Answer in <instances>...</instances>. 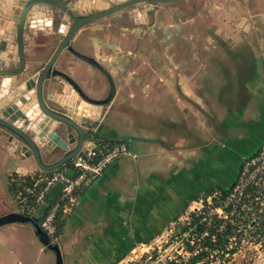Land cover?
I'll return each instance as SVG.
<instances>
[{"label": "crops", "instance_id": "1", "mask_svg": "<svg viewBox=\"0 0 264 264\" xmlns=\"http://www.w3.org/2000/svg\"><path fill=\"white\" fill-rule=\"evenodd\" d=\"M149 19V25H135L117 18L76 35L79 49L103 64L117 84L92 139L124 141L132 157L111 165L61 220L64 264H120L148 245L191 202L229 176V183L235 179L237 167L216 179L214 165L224 164L233 136L262 121L264 0H182L161 6ZM60 39L27 34L28 63H46ZM58 68L93 96L107 93L106 79L69 53L61 55ZM263 146L264 137L240 160ZM36 172L33 158L6 139L0 142V215L16 209L11 176ZM61 189H52L48 204ZM42 253L30 226L0 228V264H40Z\"/></svg>", "mask_w": 264, "mask_h": 264}, {"label": "water", "instance_id": "2", "mask_svg": "<svg viewBox=\"0 0 264 264\" xmlns=\"http://www.w3.org/2000/svg\"><path fill=\"white\" fill-rule=\"evenodd\" d=\"M182 0H0V142L6 139L39 171L53 172L69 164L87 139L96 136L97 124L117 94L110 71L77 45L76 35L97 23L125 17L135 25H149L150 13ZM59 35L46 63H28L27 34ZM67 52L90 65L107 81L108 90L96 97L71 75L58 68ZM57 151L59 159L46 158ZM28 225L55 264H64L60 245L43 231L36 217L19 212L0 215V228Z\"/></svg>", "mask_w": 264, "mask_h": 264}, {"label": "built area", "instance_id": "3", "mask_svg": "<svg viewBox=\"0 0 264 264\" xmlns=\"http://www.w3.org/2000/svg\"><path fill=\"white\" fill-rule=\"evenodd\" d=\"M130 157L132 153L124 142L108 145L89 138L75 158L56 171L12 175L10 185L16 204L25 215L36 218L41 208L47 206L40 226L58 243L60 222L74 212L80 193L91 187L111 165ZM57 185L62 186L60 196L55 203L48 204L47 197ZM192 215L201 217V223L206 224L207 228L218 226L217 232L221 235L226 226H232L225 250L212 251L220 252L222 259L235 256L240 251L233 243L237 238L242 240L249 235L251 239L259 240L256 244L264 241V146L255 156L243 159L238 178L226 195L216 189L207 197L191 202L185 213L186 220H191ZM207 236L209 232H203L199 242ZM232 250H235L234 254L230 253ZM200 251L202 248L198 245L190 258ZM211 258L213 262L215 259L213 256ZM203 262L199 264H213Z\"/></svg>", "mask_w": 264, "mask_h": 264}, {"label": "rangeland", "instance_id": "4", "mask_svg": "<svg viewBox=\"0 0 264 264\" xmlns=\"http://www.w3.org/2000/svg\"><path fill=\"white\" fill-rule=\"evenodd\" d=\"M123 22L127 20L123 19ZM50 42V40H49ZM229 117L226 120L227 125H231V119L234 118L233 114H228ZM248 132L240 130V137L233 136V140L227 144L228 149L225 150L224 158H222V164L216 167L214 165L213 174L225 173L235 170V167L239 166L240 162L246 154L258 145V143L264 137V113L261 123L253 125ZM228 128V127H227ZM239 131V133H240ZM62 152L57 151L52 156L46 158V162L51 163L53 160L59 159ZM231 176L227 179V183L220 182L222 186H228ZM189 221H192L189 220ZM189 221L184 216L177 222L169 225L160 235L153 239L148 245L136 247L131 251L129 255L123 259L120 264H188L190 254L198 247L197 231L196 229H190L189 231L182 233V229L188 225ZM28 235V234H26ZM254 237L251 239L249 235L244 239L237 238L234 240V246L240 248V251L235 256H229L224 259L220 258L221 253L211 252L210 257L204 260L203 263L213 264H264V241L257 243ZM236 243V244H235ZM195 248V249H194ZM194 249V250H192ZM216 251V250H215ZM40 264H55V256L53 252L47 251L39 255ZM215 260L212 261L211 257ZM225 261V262H224Z\"/></svg>", "mask_w": 264, "mask_h": 264}, {"label": "trees", "instance_id": "5", "mask_svg": "<svg viewBox=\"0 0 264 264\" xmlns=\"http://www.w3.org/2000/svg\"><path fill=\"white\" fill-rule=\"evenodd\" d=\"M118 142H124V141H118ZM258 152L259 151H257V153ZM256 154H254V156ZM240 169H241V162H240L239 166H237V173H236L235 179L232 180L228 184V186H222L221 184H216L214 186V188H212V189L213 190L219 189L224 193V195H226L233 188V186L236 182V179L238 178ZM212 189H209V190H212ZM41 211L42 210H40L38 215H37L39 223L42 219L40 216ZM194 228L196 229V231L198 233L196 240L198 241V244L201 246L202 251H200L196 256L191 257L189 259V264H199V263L203 262L206 258L210 257V253L212 251L225 250V248L227 247V245L229 243L228 236L231 234L232 229H233L232 226L228 225V226H226V230L224 231V234L221 235L217 232L218 226L207 228L206 224L201 223V217H198L196 215H192V221L182 229V233H185V232L189 231L190 229H194ZM205 231L209 232V236L205 237L201 242H199L200 235ZM59 235H60V230H59ZM214 235H216L215 239L213 238ZM194 249H192V250H194ZM203 249H206L207 251H204ZM230 253L234 254L235 250L230 251Z\"/></svg>", "mask_w": 264, "mask_h": 264}, {"label": "flooded vegetation", "instance_id": "6", "mask_svg": "<svg viewBox=\"0 0 264 264\" xmlns=\"http://www.w3.org/2000/svg\"><path fill=\"white\" fill-rule=\"evenodd\" d=\"M11 212H19V213H22V214H24L22 211H20L19 210V208H18V205L16 204V209L14 210V211H11ZM25 215V214H24ZM32 228V227H31ZM33 229V228H32ZM33 231H34V229H33Z\"/></svg>", "mask_w": 264, "mask_h": 264}]
</instances>
